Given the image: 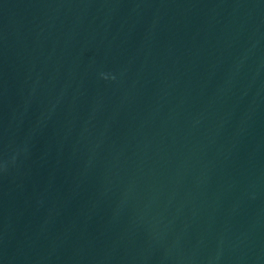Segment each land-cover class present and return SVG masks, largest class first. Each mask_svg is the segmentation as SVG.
<instances>
[{"label": "water", "instance_id": "obj_1", "mask_svg": "<svg viewBox=\"0 0 264 264\" xmlns=\"http://www.w3.org/2000/svg\"><path fill=\"white\" fill-rule=\"evenodd\" d=\"M0 264H264V0H0Z\"/></svg>", "mask_w": 264, "mask_h": 264}]
</instances>
